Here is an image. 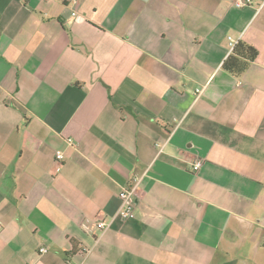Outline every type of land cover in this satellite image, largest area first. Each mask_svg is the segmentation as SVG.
<instances>
[{"label": "crops", "instance_id": "crops-1", "mask_svg": "<svg viewBox=\"0 0 264 264\" xmlns=\"http://www.w3.org/2000/svg\"><path fill=\"white\" fill-rule=\"evenodd\" d=\"M72 9L0 0V264H264V0Z\"/></svg>", "mask_w": 264, "mask_h": 264}, {"label": "built area", "instance_id": "built-area-1", "mask_svg": "<svg viewBox=\"0 0 264 264\" xmlns=\"http://www.w3.org/2000/svg\"><path fill=\"white\" fill-rule=\"evenodd\" d=\"M73 6L72 12H71V17L73 20H80L81 15L78 11V5L80 4L81 0H69ZM254 0H233V4L237 8H243L248 5L253 4ZM230 45L233 46L235 43L233 42L232 39H230ZM200 91V90H198ZM65 160V155L62 150H57L55 153V166H56V172H59L62 168V165ZM203 164L202 159L197 158L194 163H193V170L198 171ZM142 177L140 176H135L132 179V183L130 185L122 187L120 190L119 196L121 200V205L117 213V217L121 218L123 220L131 219L136 216V211H137V204H138V194L137 190L138 187L141 183ZM110 226V223L107 222L104 219H99L95 223V227L99 229L101 232L105 231L108 227ZM95 227H86V231L94 234L96 231ZM42 251L45 252L47 251V248L44 247L42 248Z\"/></svg>", "mask_w": 264, "mask_h": 264}, {"label": "trees", "instance_id": "trees-1", "mask_svg": "<svg viewBox=\"0 0 264 264\" xmlns=\"http://www.w3.org/2000/svg\"><path fill=\"white\" fill-rule=\"evenodd\" d=\"M259 51L252 44L239 40L223 63V67L234 75L243 74L258 57Z\"/></svg>", "mask_w": 264, "mask_h": 264}]
</instances>
